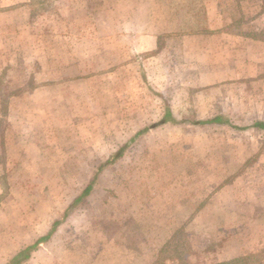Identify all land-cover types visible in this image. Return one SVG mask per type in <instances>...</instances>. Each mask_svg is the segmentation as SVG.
Instances as JSON below:
<instances>
[{"label": "rangeland", "instance_id": "374dc122", "mask_svg": "<svg viewBox=\"0 0 264 264\" xmlns=\"http://www.w3.org/2000/svg\"><path fill=\"white\" fill-rule=\"evenodd\" d=\"M135 1L0 0V264H264V0Z\"/></svg>", "mask_w": 264, "mask_h": 264}, {"label": "crops", "instance_id": "0c3cea01", "mask_svg": "<svg viewBox=\"0 0 264 264\" xmlns=\"http://www.w3.org/2000/svg\"><path fill=\"white\" fill-rule=\"evenodd\" d=\"M205 1H208L210 2V4L208 5L209 8L212 7V8H215L214 6V2H216L215 0H205ZM139 7H142L141 6V3L140 1H135V6H134V9H130L129 11H136ZM150 11H152L150 9ZM218 11V10H217ZM145 12L147 13V10H145ZM210 13V9L208 11ZM139 13V12H138ZM216 14V13H213V15ZM210 19V20H209ZM211 19H214V18H207L205 19V25L201 27V29H203L204 31H209V30H222L223 27H225L224 29H228L227 27H232V25H223V22L222 20H218V21H212ZM131 20H132V23H129V25L131 26L132 29H135L138 31H145V34L143 35H140L139 36V40H141L142 42H144L142 44L141 43H135V46L139 49V50H152L154 48H158V39H157V34L158 33H155V32H150L152 31L151 28H154V25L152 22H150L151 20L149 19H146L145 17H143V19H138L137 17H134V15L132 14L131 16ZM139 20V22H138ZM155 29V28H154ZM156 30V29H155ZM224 37H230L229 36V33H226V32H222L221 33Z\"/></svg>", "mask_w": 264, "mask_h": 264}, {"label": "trees", "instance_id": "16d2710c", "mask_svg": "<svg viewBox=\"0 0 264 264\" xmlns=\"http://www.w3.org/2000/svg\"><path fill=\"white\" fill-rule=\"evenodd\" d=\"M222 121H223V119H222L221 117H215V118H212V119H209V120H208V122H222ZM252 126H253V127H260V128H262V129H264V121H257V122H256L254 125H252ZM249 127H250V126H244V127H238V126H237V128H239V129H241V130L247 129V128H249ZM50 235H51V233L48 234L46 237L42 238L41 240H43V239L49 237ZM39 242H40V241L38 240L37 242L34 243V245H32L31 247H29L28 249H31V248L37 246ZM250 258H251V257L248 256V255H245V256H239V257L234 258V259H232V260H230V261H226V262H224V263H220V264H235V263H236V264H250V263H249Z\"/></svg>", "mask_w": 264, "mask_h": 264}]
</instances>
